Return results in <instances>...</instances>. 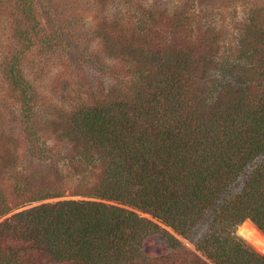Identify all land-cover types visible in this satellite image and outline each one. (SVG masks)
I'll return each instance as SVG.
<instances>
[{
	"label": "trees",
	"instance_id": "trees-1",
	"mask_svg": "<svg viewBox=\"0 0 264 264\" xmlns=\"http://www.w3.org/2000/svg\"><path fill=\"white\" fill-rule=\"evenodd\" d=\"M204 1L195 42L152 35L165 24L162 0L119 1L135 22L128 37L121 16L114 33L96 29L113 90L63 114L61 138L66 159L101 168L100 179L77 194L19 183L9 193L0 175V264H264L238 234L245 222L264 234V0ZM75 5L0 0L13 26L7 77L26 156L38 162L60 153L23 64L44 71L72 51ZM185 5L172 9L174 29L188 22Z\"/></svg>",
	"mask_w": 264,
	"mask_h": 264
},
{
	"label": "rangeland",
	"instance_id": "rangeland-1",
	"mask_svg": "<svg viewBox=\"0 0 264 264\" xmlns=\"http://www.w3.org/2000/svg\"><path fill=\"white\" fill-rule=\"evenodd\" d=\"M62 1L65 3L67 0ZM71 1L76 2V5L72 10L75 15L70 32L80 37L74 40L72 51L75 52V56L71 57V48L66 44L64 51L60 50V53L55 54L44 71L38 69L36 62H26L25 59L23 64L24 77L30 80L28 83L33 85L39 95L40 102L36 111L40 116V127L60 153L57 160L48 162H38L26 156L19 122L20 93L13 89L6 70L10 61V46L14 45L11 38L13 26L4 16V9H0V151L3 155L0 175L5 187H10L9 193H13L12 186L19 183L31 184L34 187L42 184L54 185L63 189L66 195L77 194L90 190L100 179L101 168H86L76 161L66 159L65 154L72 153V148L61 138V116L69 114L83 104L103 99L113 90V84L101 70L104 65H110L111 62L101 53L96 29L105 28L114 33L116 28L111 23L116 17L121 16L123 21L119 30L122 35L127 34L124 36L128 37L135 22L125 15L124 7L118 8L117 4L121 0ZM197 1L162 0L165 4L159 2L156 9L163 15L165 24L156 26V33L152 35L171 32L172 37L182 38L183 41L195 42L199 39L203 35L207 18L199 13L203 7ZM211 1L205 0L204 5L210 4ZM181 4H186L183 9L189 19L185 26L174 29L172 18L175 12L172 9L177 10ZM236 13V17L243 14L242 6ZM224 14L227 15V11ZM231 19L228 18L226 22L229 23ZM85 35H88V38ZM81 56H85L83 60ZM75 58H80L82 62L76 63ZM89 60L92 61L85 63ZM10 199L14 202L19 201L15 192ZM238 234L242 237L240 228ZM245 241L257 252L264 254V251Z\"/></svg>",
	"mask_w": 264,
	"mask_h": 264
},
{
	"label": "bare ground",
	"instance_id": "bare-ground-1",
	"mask_svg": "<svg viewBox=\"0 0 264 264\" xmlns=\"http://www.w3.org/2000/svg\"><path fill=\"white\" fill-rule=\"evenodd\" d=\"M240 234L257 249L264 251V235H262L250 222L243 225Z\"/></svg>",
	"mask_w": 264,
	"mask_h": 264
}]
</instances>
